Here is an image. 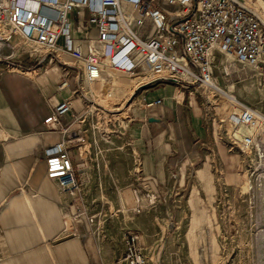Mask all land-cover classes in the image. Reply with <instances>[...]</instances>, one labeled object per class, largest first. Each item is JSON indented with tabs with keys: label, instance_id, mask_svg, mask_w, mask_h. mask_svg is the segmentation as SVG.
I'll list each match as a JSON object with an SVG mask.
<instances>
[{
	"label": "crops",
	"instance_id": "0c3cea01",
	"mask_svg": "<svg viewBox=\"0 0 264 264\" xmlns=\"http://www.w3.org/2000/svg\"><path fill=\"white\" fill-rule=\"evenodd\" d=\"M81 27L72 36L86 52V39L95 40L96 31L85 23ZM8 50L5 57L16 61L0 60V264H124L128 232L138 235L147 264H166L172 213L205 209L198 205L209 200L217 182L233 187L246 175L244 156L221 137L222 129L209 117L212 102L199 88L152 83L143 78L145 72L131 76L115 71L88 86L90 93L102 92V108L116 101L112 96L131 97L123 136L111 139L120 148L108 154L109 167L103 171L97 140L87 144L94 112L88 110L92 100L83 86L88 83L82 63L29 53L18 38ZM63 82L66 86L60 88ZM64 100L71 111L58 125L44 124ZM68 135L67 151L80 184L74 196L47 178L45 166L46 151ZM102 183L112 188V208L128 213L123 225L96 231L86 209L100 198L95 188ZM145 191L156 195L153 206ZM79 212L86 215L73 219Z\"/></svg>",
	"mask_w": 264,
	"mask_h": 264
},
{
	"label": "built area",
	"instance_id": "2783aa9c",
	"mask_svg": "<svg viewBox=\"0 0 264 264\" xmlns=\"http://www.w3.org/2000/svg\"><path fill=\"white\" fill-rule=\"evenodd\" d=\"M237 1L246 9L230 0H0V60L8 59L2 52L18 38L29 47V53L40 51L56 59L68 56L81 62L88 84L103 82L109 71L131 76L145 72L143 78L152 83L170 81L180 87L199 88L206 100L223 94L234 111L229 121H220L221 137L230 147L237 146L241 154H254L262 161L264 114L213 80L216 52L264 74V27L254 15L264 22V0ZM162 4L179 10L167 13ZM82 23L96 31L95 40L86 39V52L72 37V31L82 29ZM65 86L63 82L60 88ZM211 102L208 105L215 117ZM70 111L71 103L64 100L44 124L58 125ZM70 140L68 135L46 151L45 166L47 178L55 181L61 192L74 196L80 192V184L67 151ZM77 141L85 143L83 137ZM134 192L140 202L139 193ZM143 196L149 206L157 200L150 191ZM84 215L79 212L73 219ZM124 247V264H147L136 233L125 234Z\"/></svg>",
	"mask_w": 264,
	"mask_h": 264
},
{
	"label": "rangeland",
	"instance_id": "374dc122",
	"mask_svg": "<svg viewBox=\"0 0 264 264\" xmlns=\"http://www.w3.org/2000/svg\"><path fill=\"white\" fill-rule=\"evenodd\" d=\"M161 6L167 13L179 10V7L166 4ZM9 51L5 49L3 56H10ZM15 59L2 60L4 63H13ZM212 72L214 82L224 91H229L243 103L264 114V74L256 71L252 65L238 62L222 53L215 55ZM83 86L93 101L90 102L89 111L92 113L95 110L94 118L89 123L93 125V131L88 135L87 144L97 140L96 149L102 152V170H108V154L120 148L111 139L123 136L127 117L125 108L131 97L121 99L112 96L116 101L102 108L98 104L102 92L90 93L89 84L83 83ZM225 97L219 95L212 100L210 98L217 116L214 117L210 112L209 117L211 121L215 120L216 129L221 128V120L229 121L234 111ZM92 105L96 109H92ZM122 113L124 115L119 116ZM98 140L102 141V145ZM243 156L246 175L242 176L241 183L225 187L221 181L217 182L209 200L207 198L198 205L205 209L185 210L182 214L177 210V213H172L175 225L167 236L166 264H264V160H258L254 154ZM95 189L101 196L94 198L93 204L87 205L86 209L94 230L123 225V217H127L128 211L112 208L109 199L112 188L102 183ZM201 197L205 198L204 195ZM105 198L109 199L106 204ZM201 211L203 217L200 216ZM182 216H185V220L180 221Z\"/></svg>",
	"mask_w": 264,
	"mask_h": 264
},
{
	"label": "water",
	"instance_id": "95a60500",
	"mask_svg": "<svg viewBox=\"0 0 264 264\" xmlns=\"http://www.w3.org/2000/svg\"><path fill=\"white\" fill-rule=\"evenodd\" d=\"M230 1H232L233 3H235L236 5H238V6H240V7L245 8L244 5H242V4H241L239 1H237V0H230ZM245 9H246V8H245ZM254 15L258 18V20L260 21L261 25L264 27V22L261 20V18H260L258 15H256L255 13H254ZM155 83H157V82H155Z\"/></svg>",
	"mask_w": 264,
	"mask_h": 264
},
{
	"label": "bare ground",
	"instance_id": "6f19581e",
	"mask_svg": "<svg viewBox=\"0 0 264 264\" xmlns=\"http://www.w3.org/2000/svg\"><path fill=\"white\" fill-rule=\"evenodd\" d=\"M222 95H223V94H221L220 96L222 97ZM223 96H225V95H223ZM225 98H226V97H225ZM227 100H228V98H227ZM228 101H229V100H228ZM226 118H227V117H226Z\"/></svg>",
	"mask_w": 264,
	"mask_h": 264
}]
</instances>
